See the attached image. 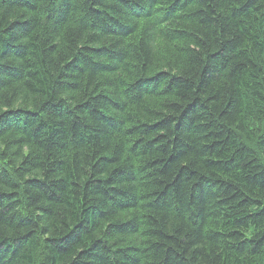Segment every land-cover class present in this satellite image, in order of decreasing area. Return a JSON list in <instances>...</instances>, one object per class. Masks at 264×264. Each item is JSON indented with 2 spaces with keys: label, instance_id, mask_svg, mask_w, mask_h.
<instances>
[{
  "label": "trees",
  "instance_id": "16d2710c",
  "mask_svg": "<svg viewBox=\"0 0 264 264\" xmlns=\"http://www.w3.org/2000/svg\"><path fill=\"white\" fill-rule=\"evenodd\" d=\"M0 264H264V0H0Z\"/></svg>",
  "mask_w": 264,
  "mask_h": 264
}]
</instances>
